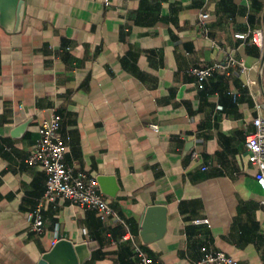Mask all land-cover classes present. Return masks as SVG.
<instances>
[{
	"label": "crops",
	"instance_id": "0c3cea01",
	"mask_svg": "<svg viewBox=\"0 0 264 264\" xmlns=\"http://www.w3.org/2000/svg\"><path fill=\"white\" fill-rule=\"evenodd\" d=\"M5 26L0 264H37L62 239L87 245L82 264H137L127 233L163 264H204L203 246L264 264V194L245 147L252 120L264 118V45L234 38L264 35V0H23L18 27L13 8ZM227 55L245 71L214 73L199 90L187 71ZM52 113L64 164L95 178L124 224L59 198L42 205L43 233L29 231L46 175L25 160ZM150 207L165 209L158 239L157 216L144 234Z\"/></svg>",
	"mask_w": 264,
	"mask_h": 264
},
{
	"label": "built area",
	"instance_id": "2783aa9c",
	"mask_svg": "<svg viewBox=\"0 0 264 264\" xmlns=\"http://www.w3.org/2000/svg\"><path fill=\"white\" fill-rule=\"evenodd\" d=\"M207 13H201L198 17V25L201 32L206 36ZM234 38L242 41H249L257 48L262 49L264 35L261 30H248L244 33L234 34ZM212 46L216 47L214 43ZM234 68L241 72L245 71L242 62L231 55H227L222 63H214L209 67L192 68L187 73L194 77L196 87L204 88L206 80L214 73H228ZM61 117L52 113L48 120L42 122L37 131V139L25 163L28 166L40 168L46 175L44 193L37 206L27 214L26 220L29 224V231L35 235L43 233L44 221L41 213L43 203H54L61 198L71 205L97 212L101 220L111 219L124 224L117 212H115L105 201L95 178H90L84 173L73 174L72 169L64 164L65 146L58 135ZM253 131L246 137L245 147L247 159L251 166L256 169L254 179L259 189L264 194V118L256 116L252 120ZM150 129L157 132V126L151 125ZM192 160L198 158L193 151L190 154ZM206 166L201 168L202 171ZM193 224H205V219H196ZM122 241H129L133 248V255L137 264H163L160 261L149 257L137 243L135 236L127 233ZM204 264H239L233 258L221 251H213L208 246L201 249Z\"/></svg>",
	"mask_w": 264,
	"mask_h": 264
},
{
	"label": "water",
	"instance_id": "95a60500",
	"mask_svg": "<svg viewBox=\"0 0 264 264\" xmlns=\"http://www.w3.org/2000/svg\"><path fill=\"white\" fill-rule=\"evenodd\" d=\"M23 0H0V23L3 27L7 24V13L9 9L15 10L16 28L20 24L22 17ZM27 127L24 123L17 127L15 134H20ZM104 181V180H102ZM100 183V181H99ZM164 212L165 209L161 207H150L145 212L143 230L147 234L150 222L153 217L157 216V227L155 239H158L164 232ZM144 236V235H142ZM144 238V237H143ZM89 258V250L86 244L74 245L65 239L59 240L55 243L49 251L44 253L37 264H82Z\"/></svg>",
	"mask_w": 264,
	"mask_h": 264
}]
</instances>
